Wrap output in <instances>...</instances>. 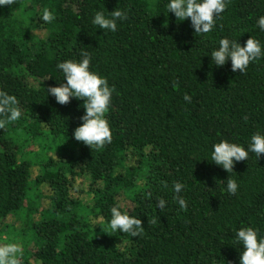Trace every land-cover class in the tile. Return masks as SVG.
<instances>
[{"label": "trees", "instance_id": "1", "mask_svg": "<svg viewBox=\"0 0 264 264\" xmlns=\"http://www.w3.org/2000/svg\"><path fill=\"white\" fill-rule=\"evenodd\" d=\"M169 2L0 7V90L15 95L23 113L0 129V241L18 242L21 264H240L238 230L252 227L264 238V155L249 151L231 174L211 162L216 143L249 150L251 137L264 135V57L244 74L230 59L217 67L211 58L222 38L244 46L253 37L264 48V0H227L208 34L168 13ZM45 8L52 23L42 20ZM116 8L128 15L116 32L92 23L97 11ZM82 51L90 70L116 88L106 116L113 139L101 150L74 138L84 101L60 105L47 92L66 83L57 65L82 60ZM230 175L235 195L226 190ZM175 182L184 185L186 212ZM117 204L142 220V236L108 229Z\"/></svg>", "mask_w": 264, "mask_h": 264}, {"label": "clouds", "instance_id": "2", "mask_svg": "<svg viewBox=\"0 0 264 264\" xmlns=\"http://www.w3.org/2000/svg\"><path fill=\"white\" fill-rule=\"evenodd\" d=\"M22 0H0V7H11ZM168 13H173L178 21H185L190 18L196 34H208L216 27L217 18H222V14L228 7L227 0H170L167 4ZM56 17L52 12L45 8L42 20L52 23ZM126 12L116 8L108 16L103 11L95 13L92 23L105 33L116 32L118 22L127 20ZM258 26L264 31V16L258 20ZM164 27H168L166 21ZM82 60H67L57 65L63 74L60 86H49L48 95L54 96L60 105H68L73 97L83 100L82 107L85 114L80 118L83 123L74 131V138L78 142L84 143L92 150H101L110 144L113 133L106 119L110 111L112 96L116 91L115 85L110 86L107 78L91 71V56L87 51H82ZM264 57V48L259 40L249 38L242 46L238 41L222 38L219 41V48L211 53L212 61L215 66H225L229 59L233 72L246 73L250 64ZM173 87L179 88V83L173 81ZM184 100L191 101L187 94ZM20 101L15 95H10L6 91L0 90V129H6L9 124L18 121L22 117V109L19 107ZM247 117H245L246 119ZM249 151L254 153L259 159L264 155V135L260 133L251 137L249 150L237 143H230L228 140L216 143L211 153V162L221 166L228 173L234 172L235 164L247 161ZM167 187V183L164 184ZM175 192L174 199L180 209L188 210L187 201L180 195L184 185L175 182L173 185ZM227 192L235 195L238 191V184L235 179L230 177L227 180ZM166 207V201L159 198L157 208L161 211ZM111 220L108 229L112 233L117 231L140 237L145 231L143 222L140 218L129 215L121 211V205L111 207ZM156 218L148 220L149 225H155ZM99 224V223H98ZM97 225V224H96ZM101 226V224H99ZM102 227V226H101ZM103 231L109 232L102 227ZM236 243L243 245L240 255V264H264V238L258 237V232L252 227H242L236 233ZM119 246V244L117 245ZM22 248L16 243L0 245V264H21Z\"/></svg>", "mask_w": 264, "mask_h": 264}, {"label": "rangeland", "instance_id": "3", "mask_svg": "<svg viewBox=\"0 0 264 264\" xmlns=\"http://www.w3.org/2000/svg\"><path fill=\"white\" fill-rule=\"evenodd\" d=\"M37 171V170H36ZM35 171V172H36ZM5 240V241H4ZM14 240L12 236H4V239L2 241H0V245L2 244H7V243H11V241ZM18 243V242H17ZM16 243V244H17Z\"/></svg>", "mask_w": 264, "mask_h": 264}]
</instances>
